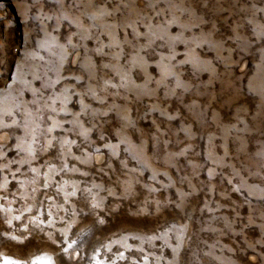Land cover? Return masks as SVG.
<instances>
[{
  "label": "rangeland",
  "instance_id": "rangeland-1",
  "mask_svg": "<svg viewBox=\"0 0 264 264\" xmlns=\"http://www.w3.org/2000/svg\"><path fill=\"white\" fill-rule=\"evenodd\" d=\"M0 264H264V0H0Z\"/></svg>",
  "mask_w": 264,
  "mask_h": 264
}]
</instances>
